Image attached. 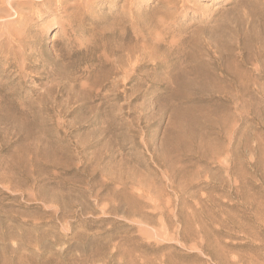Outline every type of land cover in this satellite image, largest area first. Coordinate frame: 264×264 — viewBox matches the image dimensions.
I'll use <instances>...</instances> for the list:
<instances>
[{"label":"rangeland","instance_id":"1","mask_svg":"<svg viewBox=\"0 0 264 264\" xmlns=\"http://www.w3.org/2000/svg\"><path fill=\"white\" fill-rule=\"evenodd\" d=\"M17 2L0 264H264V0Z\"/></svg>","mask_w":264,"mask_h":264},{"label":"bare ground","instance_id":"2","mask_svg":"<svg viewBox=\"0 0 264 264\" xmlns=\"http://www.w3.org/2000/svg\"><path fill=\"white\" fill-rule=\"evenodd\" d=\"M33 3V0H18V2H17V4L18 5H23V6H25V5H28V4H32ZM43 5V4H42ZM10 7V6H9ZM16 12V11H15ZM14 12V13H15ZM1 15V14H0ZM19 21H21V20H19ZM13 41V40H12ZM127 56V55H126ZM129 64V63H128ZM130 66V65H129Z\"/></svg>","mask_w":264,"mask_h":264}]
</instances>
